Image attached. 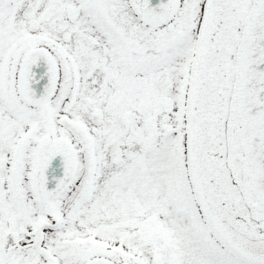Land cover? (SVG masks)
Segmentation results:
<instances>
[{
    "label": "snow or ice",
    "instance_id": "1",
    "mask_svg": "<svg viewBox=\"0 0 264 264\" xmlns=\"http://www.w3.org/2000/svg\"><path fill=\"white\" fill-rule=\"evenodd\" d=\"M0 264H264V0H0Z\"/></svg>",
    "mask_w": 264,
    "mask_h": 264
}]
</instances>
